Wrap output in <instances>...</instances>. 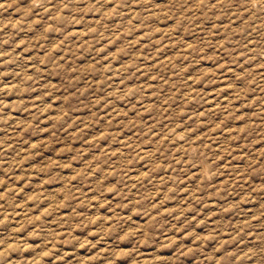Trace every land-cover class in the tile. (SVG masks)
Masks as SVG:
<instances>
[{"label": "rangeland", "instance_id": "obj_1", "mask_svg": "<svg viewBox=\"0 0 264 264\" xmlns=\"http://www.w3.org/2000/svg\"><path fill=\"white\" fill-rule=\"evenodd\" d=\"M111 1L0 0V264H264V0Z\"/></svg>", "mask_w": 264, "mask_h": 264}, {"label": "bare ground", "instance_id": "obj_2", "mask_svg": "<svg viewBox=\"0 0 264 264\" xmlns=\"http://www.w3.org/2000/svg\"><path fill=\"white\" fill-rule=\"evenodd\" d=\"M115 1H116V0H115ZM115 1H113V2L111 1V2L114 3ZM109 3H110V1H109ZM119 3H120V2H119ZM102 4H104L103 1H102L101 5H102ZM107 4H108V3H107ZM116 4H117V2H116ZM103 6H104V5H103ZM115 6H116V5H115ZM115 6H114V7H115ZM119 6H120V5H119ZM106 7H108V6H106ZM117 7H118V6H117ZM115 8H116V7H115ZM109 10H110V9H109ZM112 10H114V8H113ZM109 12H110V11H109ZM110 14H111V13H110ZM105 16H106V15H105ZM108 17H109V15H108ZM108 17H106V18H108ZM104 19H105V18H104ZM79 34H80V33H79ZM93 34H94V33H93ZM85 46H86V44H85ZM87 46H88V45H87ZM88 48H89V46H88ZM10 91H11V90H10ZM230 102H231V101H230ZM225 103H226V102H225ZM210 105H211V104H210ZM223 105H224V104H223ZM146 154H147V153H146ZM146 157H147V156H146ZM143 158H144V157H143ZM145 159H146V158H145ZM14 195H15V194H14ZM16 195H17V193H16ZM0 197H1V195H0ZM6 197H7V196H6ZM14 197H15V196H14ZM8 199H9V198H8ZM4 200H5V198H4ZM0 202H2V200H1ZM4 202H6V201H4ZM98 203H99V202H98ZM9 204H10V203H9ZM9 204H8V206H9ZM11 204H12V203H11ZM1 205H3V203H2ZM1 205H0V206H1ZM25 206H26V205H25ZM2 207H3V206H2ZM9 207H11V206H9ZM13 207H14V206H13ZM17 207H18V206H17ZM26 207H27V206H26ZM3 208H4V207H3ZM5 208H6V207H5ZM11 208H12V207H11ZM11 208H10V209H11ZM18 208H19V207H18ZM20 208H21V207H20ZM12 209H15V208H12ZM25 209H26V208H25ZM25 209H24V210H25ZM27 209H28V208H27ZM16 210H17V208H16ZM21 210H22V209H21ZM55 210H56V209H55ZM55 210H54V211H55ZM0 211H1V208H0ZM5 211H7V210L5 209ZM22 211H23V210H22ZM31 211H32V210H31ZM54 211H53V212H54ZM1 212H3V210H2ZM14 212H16V211H14ZM20 212H21V211H20ZM23 212H24V211H23ZM50 212H52V211H50ZM50 212H49V213H50ZM4 213H5V212H4ZM4 213H3V214H4ZM25 213H26V211H25ZM25 213H24V214H25ZM29 213H30V211H29ZM29 213H28V214H29ZM11 214H12V213H11ZM17 214H18V213H17ZM17 214H15V215H17ZM21 214H22V212H21ZM54 214H56V213H54ZM61 214H62V213H61ZM0 215H1V214H0ZM6 215H9V214L6 213ZM23 216H24V215H23ZM27 216H28V215H27ZM27 216H26V217H27ZM0 217H1V216H0ZM30 217H31V215L29 216V219H30ZM33 217H34V216H33ZM54 217H55V216H54ZM63 217H64V215H63ZM3 218H4V217H3ZM3 218H1L2 221H3ZM6 218H7V217H6ZM31 218H32V217H31ZM34 218H35V217H34ZM52 218H53V217H52ZM122 218H123V217H122ZM12 219H16V218L12 217ZM17 219H18V218H17ZM24 219H25V217H24ZM24 219H23V221H24ZM54 219H55V218H54ZM63 219H64V218H63ZM98 219H99V218H98ZM21 220H22V218L19 219V221H21ZM30 221H31V219H30ZM98 221H99V220H98ZM105 221L107 222V220H105ZM0 222H1V221H0ZM9 222H10V221H9ZM32 222H33V221H32ZM34 222H35V221H34ZM100 222H101V221H100ZM22 223H23V222H22ZM26 223H27V222H26ZM103 223H105V222H103ZM1 224H2V223H1ZM28 224H29V222H28ZM34 224H35V223H34ZM32 225H33V223H32ZM55 225H56V224H55ZM46 226H48V225H46ZM49 226H50V223H49ZM49 226H48V227H49ZM2 227H3V226H2ZM18 227H20V226H18ZM16 228H17V227H16ZM16 228H14V230H15ZM7 229H8V231H9V228H8V227H7ZM7 229H6V230H7ZM12 229H13V228H12ZM12 229H11V230H12ZM18 229H20V228H18ZM44 229H45V227H44ZM47 229H48V228H47ZM47 229H46V230H47ZM48 230H49V229H48ZM104 230H105V229H104ZM17 231H18V230H17ZM44 231H45V230H44ZM51 231H52V229H51ZM55 231H56V230H55ZM12 232H13V230H12ZM19 232H20V231H19ZM13 233H14V232H13ZM7 234H8V233H7ZM15 234H16V233H15ZM15 234H14V235H15ZM101 234H103V233H100V235H101ZM11 235H13V234H11ZM14 235H13V237H14ZM9 236H10V234H9ZM17 236H18V234H17ZM19 236H20V235H19ZM8 238L10 239V237H8ZM15 238L17 239L18 237H15ZM28 238H29V236H28ZM28 238H27V239H28ZM166 238H167V237H166ZM169 238H170V237H169ZM23 239H24V238H23ZM170 239H171V238H170ZM170 239H169V240H170ZM6 240H7V237H6ZM6 240H3L2 242L6 241ZM13 240H14V241H17V240H15V239H13ZM19 240H20V239H19ZM14 241H13V242H14ZM23 241H25V240H23ZM23 241H22V242H23ZM8 242H9V240H8ZM22 242H21V243H22ZM176 242H177V240H176ZM11 243H12V242H11ZM11 243H10V244H11ZM24 243H25V242H24ZM173 243H174V242H173ZM3 244L5 245L6 243H3ZM13 244H16V242L13 243ZM25 244H26V243H25ZM1 245H2V243H1ZM7 245H8V244H7ZM7 245H6V246H7ZM16 245H17V244H16ZM22 245H23V246H22V248H23L25 245H24V244H22ZM11 246H12V245H11ZM18 246H19V244H18ZM18 246H17V247H18ZM28 246H29V245H28ZM7 247H10V246H7ZM13 247L15 248V245H14ZM3 248H4V247H3ZM18 248H20V246H19ZM11 249H12V248H11ZM28 249H30V248H27V250H28ZM3 250H4V249H3ZM22 250H23V249H22ZM22 250H21V251H22ZM30 250H31V249H30ZM30 250H29V251H30ZM7 251H8V250H7ZM21 251H20V252H21ZM2 252H3V251H2ZM2 252H1V253H2ZM4 252H5V251H4ZM8 253H9V252H8ZM2 254H3V253H2ZM4 254H5V253H4ZM9 263H10V262H9Z\"/></svg>", "mask_w": 264, "mask_h": 264}]
</instances>
